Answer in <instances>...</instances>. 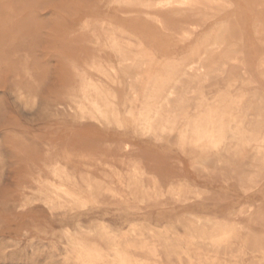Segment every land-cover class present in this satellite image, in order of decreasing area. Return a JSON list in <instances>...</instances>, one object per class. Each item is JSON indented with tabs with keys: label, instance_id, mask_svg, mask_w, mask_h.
<instances>
[{
	"label": "rangeland",
	"instance_id": "obj_1",
	"mask_svg": "<svg viewBox=\"0 0 264 264\" xmlns=\"http://www.w3.org/2000/svg\"><path fill=\"white\" fill-rule=\"evenodd\" d=\"M2 1L0 264H76L74 244L78 241L110 257L119 250L135 259L150 260L149 246L140 248V244L158 245L182 235L185 229L181 221L196 216L217 218L230 227L239 226L254 236H264V163L260 159L255 162L253 151L242 150L237 165L224 169L217 168L216 158L210 157L203 168L194 160L197 150L179 146V129L185 117H180L179 129L171 135H152L130 124L123 129L99 125L76 115L73 106L74 97L82 102V73L109 82L90 69L93 56L118 64L113 53L99 55L93 44L95 35L104 39L109 27L126 32L129 39L124 38L129 43L141 42L162 62L187 58L190 64L189 57L199 49L204 52V44L214 46L213 31L228 23L227 45L213 55L205 70L200 68L207 75L192 88H200L209 104L224 94L241 98L249 90L264 93L263 0H228L231 8L206 21L191 9L179 6L159 7L147 14L113 0ZM180 10L184 13L177 14ZM149 14L157 15L161 23ZM234 44L240 49L236 57H231L236 62L226 59L228 48ZM25 56L29 57L27 62ZM247 71L255 82L252 85L247 84ZM111 87L118 90L122 104L128 92L114 84ZM197 104L198 96L192 95L190 114ZM120 108L126 112L125 106ZM254 113L246 117L248 125L256 121ZM261 125L264 127V121ZM118 144L128 145V149L115 148ZM223 157L229 154L223 152ZM56 161L69 162L80 188L83 179L90 177L102 185L103 192L86 205L66 197L58 201L49 185L63 183L48 168ZM134 163L157 177L165 192L163 197L142 203L119 180L116 173L127 174ZM254 174H258L257 185L244 184ZM181 183L199 189L200 195L192 196L188 202L177 201L169 190ZM242 211L244 215L240 216ZM184 246L192 258L182 253L169 255L166 247L158 245L157 261L210 264L190 241ZM250 259H239L236 264H248Z\"/></svg>",
	"mask_w": 264,
	"mask_h": 264
},
{
	"label": "bare ground",
	"instance_id": "obj_2",
	"mask_svg": "<svg viewBox=\"0 0 264 264\" xmlns=\"http://www.w3.org/2000/svg\"><path fill=\"white\" fill-rule=\"evenodd\" d=\"M113 1L123 7H137L139 11L147 14L150 10H156L159 7L179 6L182 9H191L195 16L204 18L205 21L232 6L228 0ZM1 2L3 1L1 0ZM263 2L264 0L261 5ZM182 12L180 10L177 14ZM149 16L155 22L161 23L157 15L149 14ZM213 32L215 33L212 34V36L215 35L214 46L208 48L205 47L207 44L201 43L205 45L203 46L204 52H201L200 49L199 51L204 54H199V51L192 52L193 56L190 54L192 57H189L190 64H188L186 57L181 61L162 62L156 58L151 49L145 47L141 42L129 43V40L124 38L127 37L126 32L115 27L107 28L105 38L102 39L103 37L100 35H95L96 41L93 44L99 55L104 52L113 53L118 59V64L104 61L101 56L91 58L88 64L90 69L106 77L109 82L95 80L87 76L86 73H82V102L74 97V112L82 118H88L91 122L108 128L123 129L130 124L133 128L139 127L145 134L152 135H171L179 129L180 117H185V124L179 129V146L182 149L197 150L198 157L194 160L200 164L199 166L203 165L201 167L205 168L204 165L210 157L216 158L217 168L224 169L237 165L236 161L244 149L254 152L255 162L260 159V163H264V133L262 131L264 127L261 125L264 121V93L259 90H249L241 98H237L233 94H224L214 103L209 104L200 88H192L193 84L199 81L203 82L207 75L206 72L200 71V68L205 70L206 65L211 63L213 55L223 45H227L228 23H222L219 30ZM122 40H126L125 43ZM228 49L226 59L231 58L232 55L236 57L235 55L240 50L239 46L235 44ZM28 58L25 56L26 62ZM231 59H233L231 61H237L236 58ZM245 74L249 77L248 85L255 83L248 71ZM112 84L128 92L122 99V104H120L118 90L112 88ZM192 95L198 96V104L193 114H190L188 105ZM121 105L126 107L125 113L121 110ZM254 111L256 121L252 125H248L246 117L251 116ZM115 148L124 150L128 149V145L118 144ZM223 152L229 154V157L224 158ZM48 168L53 176L63 183L60 186L53 183L49 185L56 193L58 201L66 197L70 201L78 200L77 202L80 204L86 205L87 202L93 201L103 192L102 185L90 177L83 179V188H80L79 179L76 174L70 171L68 161H56L49 164ZM212 171L214 172V170ZM234 173L237 174V169ZM241 175L244 176L242 173ZM116 176L121 182L126 183L135 198L142 203L165 195L157 177L148 175L138 164L131 165L127 174L116 173ZM257 178L258 174L249 175L244 184L253 186L256 184ZM147 181L151 184L149 185ZM66 184L71 185L72 189H68ZM169 194L183 203L190 201L194 195L199 196L200 190L187 183H181L172 186ZM239 215L243 216V211ZM223 222L217 218L202 219L197 216L196 218H184L181 224L185 232L173 239L160 241L158 245L166 247L169 255L182 253L192 258L189 249L184 246L186 241H190L202 258L210 264H236L239 259L248 258H251L248 264H264V240L260 239L264 236L260 237L258 234L259 236L255 235V237L244 228L230 227ZM167 232L170 233L169 230ZM131 240L129 241L131 242ZM74 245L76 264H98L105 260L111 261V264H160L157 261L160 259L157 243L145 242L139 245L140 248L149 246L148 250L152 259L144 261L132 258L129 254L119 250H115V255L110 257L107 253L87 247L81 241ZM132 245L136 246L135 243H128V246Z\"/></svg>",
	"mask_w": 264,
	"mask_h": 264
}]
</instances>
